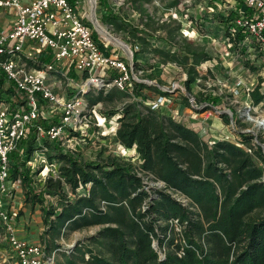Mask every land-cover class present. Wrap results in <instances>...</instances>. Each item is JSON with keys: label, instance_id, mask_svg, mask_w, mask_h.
Wrapping results in <instances>:
<instances>
[{"label": "trees", "instance_id": "16d2710c", "mask_svg": "<svg viewBox=\"0 0 264 264\" xmlns=\"http://www.w3.org/2000/svg\"><path fill=\"white\" fill-rule=\"evenodd\" d=\"M75 1L70 0L73 4ZM233 1L234 9L217 12L215 18L227 29L230 42L241 44L252 33L245 25L235 22L241 17L252 19L255 11L244 0ZM100 3L108 8L105 1ZM209 3L213 9L219 3L224 5L223 0ZM140 13L147 14L145 22L142 21L144 30L150 37H157L156 29H149L153 16L146 9ZM99 20L118 24L119 29L133 35L127 43L133 49L134 73L138 70L146 73L153 68V64L144 60L150 44L148 37L139 36L138 27L127 29L131 21L124 22L123 16L115 12L99 16ZM86 23L93 28L91 23ZM163 25L159 28L165 29L164 45L150 50L159 57V62L182 68L186 77L183 84L193 94L191 86L198 79L207 78L200 74L198 66L209 61L211 55L205 45L186 40L181 45L175 33L180 30V24L175 29ZM92 32L99 47L109 55L112 47H104L98 32L93 29ZM134 39L141 42V48L134 44ZM257 43V48L264 47L263 41ZM23 60L29 67L42 68L53 62V56L45 51L37 59ZM66 75L72 80L88 78L87 73L80 75L74 69L66 70ZM117 75L115 70H109L107 83H112ZM145 78L163 83L152 73ZM6 83H9L6 89L9 98L19 97L18 103H24L0 69V98ZM132 84L130 92L114 86L107 91L99 89L97 94L88 91L85 96L90 107L99 102L113 105L103 115L111 118L118 114V128L113 137L103 138L118 142L124 149H134L138 163L118 154L105 155L107 147L100 149L96 161L83 159L77 149L65 152L60 142L63 134L67 130L72 137L80 138L81 134L68 125L63 126V112L50 121L40 117L19 140L17 149L9 154L10 179L21 182L25 203L31 207L38 204L42 212L45 256L49 258L54 251L61 255V258L54 255V264H264V154L260 146L252 144L253 134L238 131L243 146L223 139L211 145L197 129L178 121L164 106L151 109L146 104L151 97L143 93L146 88L165 97L170 95L168 91L136 79ZM248 96L251 106L261 103L264 106L261 83L249 90ZM129 97L134 99L125 102ZM184 100L190 107L189 98L184 96ZM195 101L207 103L205 108L209 109L211 105H219L222 96L211 92L195 96ZM18 103L11 101V106ZM119 103L122 105L117 108ZM228 108L233 112L234 124L243 125L235 105L229 104ZM221 118L224 124L230 123L229 115L221 114ZM51 126H63L62 136L49 140L45 148L39 149L48 154L52 149L58 150L53 157L62 164L58 175L47 176L42 188L37 190L34 184L39 171H33L28 164L37 151L34 141L38 127L47 133ZM149 176L162 182L164 188L154 190L148 186ZM81 189L84 194L78 192ZM172 193L185 195L190 203L185 205ZM18 211L17 219L22 214L21 209ZM92 226L100 229L79 241L69 253L59 252L58 240L67 232Z\"/></svg>", "mask_w": 264, "mask_h": 264}, {"label": "rangeland", "instance_id": "374dc122", "mask_svg": "<svg viewBox=\"0 0 264 264\" xmlns=\"http://www.w3.org/2000/svg\"><path fill=\"white\" fill-rule=\"evenodd\" d=\"M81 6L79 12L81 16L85 18L86 21L90 22V8L89 0H79ZM105 1L106 7L97 0L95 15L99 18L102 15H108L109 13L115 12L123 16L124 22L131 21L132 27H138L139 36H147L148 50L145 52V62L148 64H153V68L146 71H136L135 76H138L142 80H150L146 77V74L152 73L159 78L167 88L171 90L167 101L163 103L169 113H172L178 121L184 122L190 127H199V133L204 138L205 141L210 142L212 145L215 140H232L240 146L241 137L238 131L244 133L246 130H256L258 136L261 135L260 142L264 143V125L260 128L256 127L254 121L248 119L247 111H249L250 116L254 120H264V106L261 103L258 106H251L248 96V91L255 88L259 83H261V89L264 91V47L257 48V39L254 34H249L245 39L242 40L241 44H233L230 42L227 36V29L223 25L217 22L216 14L217 12L226 13L229 9H234L236 6H229L224 1V5L218 4L217 9L211 7L210 0H102ZM222 5V6H221ZM234 5V4H233ZM146 9V13L149 12L153 18L149 22V29H156L154 33L157 37H150L147 30H144L142 21L145 22L147 19V14L140 13L141 10ZM90 16V17H89ZM8 18H6V12L0 17V30H4L7 26ZM100 21V20H99ZM103 28L109 33L123 41L130 47L131 43H127L129 39H133L131 33H127L119 29L118 24H104L100 21ZM164 24V25H163ZM181 25L180 30L177 29L175 32L177 35L176 40H179L180 44H184V40L194 42L198 45H205L207 51L211 55V59L204 62L198 66V71L201 75L207 77L198 79L195 84L191 86L192 95L194 98L193 104L195 107H187L185 104L184 96H187L183 91L185 88L183 82L186 77L182 71V68L173 63L164 64V62H159V57L150 50L152 48H161L164 45L162 36L164 35L165 29L160 30V26H166L171 29L177 28ZM93 29V28H92ZM99 35V34H98ZM102 43L107 47L117 48L120 54L127 59L128 56L125 52L118 46L109 43L104 37L99 35ZM134 44L139 48L142 47L141 42L138 39H134ZM133 52V49L130 47ZM246 49V51H243ZM134 56V54H133ZM133 59V57H132ZM250 62L249 66L246 64ZM253 67L252 68L250 67ZM31 68V67H29ZM82 75L81 73H79ZM137 74V75H136ZM48 85L52 87L54 94L61 100L62 104L73 99H79L81 105L78 108V116H75L73 122L67 127L73 129V131L79 132L81 134L80 138L72 137L69 130L65 134H61L60 142L63 145L64 151L77 149L80 151V155L83 159L96 161L97 156L102 147H107L108 151L104 154H118L124 159L133 160L138 163L137 155L135 151H129L124 149L118 142H109L103 136L113 137L117 130L118 114L109 118L105 117L106 114L103 111H110L112 104L106 103L103 105L99 102L97 105L90 107L88 98L85 94L91 91L97 94L99 89L104 88L106 91L113 86H102L100 83H89L88 78H81L77 80H72L66 75V71L62 67H58L56 70L50 71L48 74ZM151 82H157L156 79L150 80ZM142 82V81H140ZM152 84V83H151ZM5 88L2 91V98L8 102L18 103L19 97L11 96L14 100L9 98L6 89L9 83L5 84ZM181 85V86H179ZM186 89V88H185ZM213 92L216 95L222 96V102L219 105H211L209 109H206V103H197L195 101V96L202 97L205 94H210ZM144 94L150 95V99L147 100L146 104H149L150 100H156L159 96L151 88H146L143 90ZM134 97H129L125 99V102L133 100ZM42 106L40 114L44 119L50 121L54 116H60L63 112L62 104L52 105L45 101H41ZM235 105V107L240 112V117L242 118L243 125L233 126L231 123L228 125L224 124L221 118V113L218 111L227 110L228 105ZM122 103L117 106L120 107ZM99 116L103 118V121L99 119ZM48 123V122H47ZM231 131L226 133V130ZM42 129V128H41ZM252 135V134H251ZM51 140L47 135L45 130H40L35 134L34 146H36L37 151L33 154L31 160L29 161V166L33 171H39L36 175L35 188L41 189L45 183V179L49 175L57 176L59 173V167L62 162L55 159L53 156H57L58 150L52 149L48 154L46 151L39 149L45 148L48 141ZM252 144L256 146V140L252 139ZM248 151H251L247 145H244ZM52 157V159H49ZM259 163V161L257 160ZM45 171V174L43 172ZM152 176L146 178L148 186L155 189L164 188V184L160 181H154ZM21 184V182H20ZM18 184V190L16 195L18 201H22V211L23 214L17 219L16 226L19 229V237L29 243L41 245L45 253V242L44 230L45 226L42 221V212L39 209V205L31 207L30 204L25 203V195H23L22 185ZM80 194H84L83 190H78ZM173 196L185 205L190 203L189 199L185 195L179 193H172ZM20 198V199H19ZM100 229L99 226L88 227L84 230H76L67 232L66 235L61 237L58 242L61 244L59 252L70 251L73 247L81 240L85 239L87 236L93 235ZM5 227L0 223V231L5 233ZM4 235V234H1ZM2 240V241H1ZM0 242L4 243V239L0 236ZM10 246V244L8 243ZM158 248V245H157ZM61 258V255L52 252L46 264H54V255ZM12 255V252H11ZM7 256H2L0 253V264H13L16 262L14 258H8L9 260L4 263L3 261ZM13 257V256H12Z\"/></svg>", "mask_w": 264, "mask_h": 264}, {"label": "built area", "instance_id": "2783aa9c", "mask_svg": "<svg viewBox=\"0 0 264 264\" xmlns=\"http://www.w3.org/2000/svg\"><path fill=\"white\" fill-rule=\"evenodd\" d=\"M244 3L255 11V15L250 20L241 17L235 24L245 25L257 41L264 42V0H244ZM80 6L79 0L74 4L70 0H0V9L6 10L11 18L9 28L0 30V69L4 70L8 82L14 84L24 100V103L12 107L11 102L0 98V222L5 226L13 258L16 259L14 264H46L49 259L41 245L16 236L15 218L19 209L16 191L20 181L10 179L9 172V154L17 149L19 140L42 116L41 101L62 104L48 85L49 72L66 67V70L87 73L88 81L99 82L102 86H116L128 92L133 87L135 73L131 61L125 59L117 48H112L109 55L104 53L81 16ZM104 47L107 46L104 44ZM45 51L51 52L53 62L42 68H29L23 60L37 59ZM109 70L118 74L112 83H107L106 79ZM141 81L151 84L150 80ZM166 101L167 97L158 96L149 104L155 109ZM80 105L79 99L62 104L63 126L70 125L78 116ZM63 126H51L46 135L50 139L60 137ZM38 130L42 129L38 127Z\"/></svg>", "mask_w": 264, "mask_h": 264}, {"label": "water", "instance_id": "95a60500", "mask_svg": "<svg viewBox=\"0 0 264 264\" xmlns=\"http://www.w3.org/2000/svg\"><path fill=\"white\" fill-rule=\"evenodd\" d=\"M96 5H97V0H95V9L93 10V12H92V14H91L92 16H91L90 22H91V25H92V27H93V30H94V31H97L98 34L101 35V36L103 37L102 32L99 30V27H98V23H100L99 18L97 17V15H95ZM105 31H106V30H105ZM106 33L108 34V36L110 37V39H111L112 41L114 40L115 42H117V43H111V42L109 41V43L114 44V45L120 47V48L125 52V54L128 56V59H130V60L132 61L133 52H132V50L130 49V47H128V45H127L126 43H124L123 41H121V40H119L118 38L112 36V35L109 33V31H106ZM134 79H136L137 81H141V79H139L137 76H135ZM89 83H91V82L89 81ZM151 83H152L153 85L159 87L162 91L164 90V91L171 92V90H170L169 88H167L165 85H160V84H158V82H151ZM179 86H181V85H179ZM181 87H182V86H181ZM182 88H183V87H182ZM183 91L185 92V94H186L187 97L189 98L190 102L192 103V104H191L192 107H195L196 105L193 104V102H194L193 95H192L190 92H188L185 88H183ZM206 105H208V104L206 103ZM218 112H220L221 114H227V115H229L230 123H231L233 126L235 125V124H234V116H233V112H232V110H231L230 108H228L227 110H222V111H218ZM247 115H248V119L254 121V123L256 124V127L260 128V126L264 125V120H263V119L260 120V121H259V120H254V119L250 116L249 111H247ZM246 131H247V132H250L251 134H253V136H254V140H256L257 145L260 146V147L262 148V151H263V154H264V143H263V142H260V141L258 140V133H257V131H256V130H246Z\"/></svg>", "mask_w": 264, "mask_h": 264}, {"label": "crops", "instance_id": "0c3cea01", "mask_svg": "<svg viewBox=\"0 0 264 264\" xmlns=\"http://www.w3.org/2000/svg\"><path fill=\"white\" fill-rule=\"evenodd\" d=\"M223 1H226V2H228L227 4L231 7L233 4H234V1L233 0H223ZM223 6H225V5H223ZM3 10L4 9H0V17H1V14L3 13ZM5 12H6V10H5ZM6 18H8L9 20H8V22H7V26H6V28L4 29V30H7L8 28H9V25L11 24V18L9 17V15L7 14V12H6ZM66 68V67H65ZM65 68L64 67H62V69H64L65 70ZM66 71V70H65ZM192 128H194V129H197V130H199V127L197 128H195V127H192ZM228 130H229V128H228ZM230 133L231 131L229 130V131H227L226 130V133ZM133 151H134V149H132ZM18 184H20V182L18 183ZM21 185V184H20ZM17 190H18V188H17ZM20 199V198H19ZM22 201H21V203L18 201V197H17V200H16V205H17V207L19 208V209H17V211L18 210H20L21 209V211H22ZM18 212H20V211H18ZM23 212L24 211H22V214H23ZM21 214V215H22ZM21 217V216H20ZM16 221H17V218H15V227H16V236L18 237V238H20L19 237V235H18V232H19V229H18V227L16 226L17 224H16ZM1 234H4V235H1ZM0 236H2L3 237V239H4V243H2V242H0V253H2V256H7L6 257V259L3 261L4 263H6V261H8L9 259V257L12 259L13 257V255H11V252H12V248H11V245L9 246L8 245V239H7V234H6V232L4 233V232H2V231H0ZM21 239V238H20ZM2 241V240H1ZM10 244V243H9ZM34 244V243H33ZM14 264V263H13Z\"/></svg>", "mask_w": 264, "mask_h": 264}, {"label": "bare ground", "instance_id": "6f19581e", "mask_svg": "<svg viewBox=\"0 0 264 264\" xmlns=\"http://www.w3.org/2000/svg\"><path fill=\"white\" fill-rule=\"evenodd\" d=\"M90 8V15L92 14L93 10L95 9V0H89V6ZM92 16V15H91ZM90 17V16H89ZM98 27H99V30L102 32V35L103 37L109 42L111 43H117L115 42L114 40L112 41L110 39V37L108 36V34L106 33L105 29L103 28L102 24L101 23H98ZM99 83V82H98ZM98 83H95V84H98ZM99 119L101 121H103V118L101 116H99ZM129 151H132L131 149H129ZM43 174H45V171L43 172Z\"/></svg>", "mask_w": 264, "mask_h": 264}]
</instances>
